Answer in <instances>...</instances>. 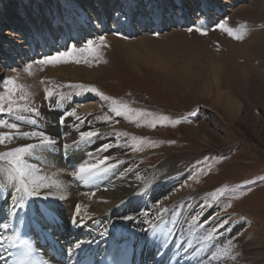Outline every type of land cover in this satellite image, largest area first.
I'll return each mask as SVG.
<instances>
[{"label": "rangeland", "instance_id": "374dc122", "mask_svg": "<svg viewBox=\"0 0 264 264\" xmlns=\"http://www.w3.org/2000/svg\"><path fill=\"white\" fill-rule=\"evenodd\" d=\"M121 1L124 0H104L103 7L99 6L98 0L79 1L82 8L91 11L94 16L92 21L97 27L102 26L103 20L105 27L92 34L86 33L84 29L77 30L76 37L70 36L65 42L62 41L61 35L57 34L54 42L48 45L45 35L30 33L18 35L21 32L18 31L14 19L20 20L23 26H26V30L29 27L26 18L28 14L32 15L38 32L44 34V30L40 27L42 23L32 12L33 0H10L9 4L5 0H0V11L4 16L6 15V18L0 16V23L5 25L0 27V92L4 91L2 81L10 75L9 73L20 75L24 72L23 68L31 64L32 74L27 75L28 81L36 82L39 91L47 89L52 93V96L47 98V102L55 100L56 105L67 102L75 112L80 110L78 106H81L80 103L83 101L91 102L90 104L98 103V106L84 113H89L88 115L98 123L108 124L107 128L112 133L121 134V138L114 134L115 139L131 141L132 144H128L127 148V151H130L129 156L133 151H135L133 157L150 155L152 157L150 168L161 161L153 152L162 153L169 148L176 157L198 155L196 160L181 164L184 172L180 177L182 183L178 187L184 189L179 191L178 195L198 194L195 203L200 204L197 206L201 208L218 206L213 216L222 215L223 219L234 227L244 224V232H248L245 234L248 242L246 248L254 252L257 264H264V0H215L218 10H209V15H204L196 5L192 4L194 13L189 15L188 21L182 19L183 13L178 6L169 10L170 18H162L164 14H161L163 15L161 17L156 15L155 11L148 12L145 5L148 0H134L140 6L144 5L147 22L143 21L146 22L144 27L141 17L134 18L130 29L124 23L126 15L119 7ZM186 1L192 2V0ZM38 2L45 16L48 13L54 17L52 8L55 5L60 8V4L55 0H38ZM20 4L23 5V11L18 7ZM43 4H46L48 11L42 9ZM91 4H94V7ZM96 9L100 13H97ZM103 9L106 11L104 12ZM9 13L12 15H7ZM47 21L48 27L53 29L52 27L56 25L53 23L54 18H47ZM62 21H65L64 18ZM203 23L205 24L202 25ZM221 23H224L226 28L232 29L243 24L246 26L247 34L243 40L232 39L227 32L218 27ZM196 29L206 34L202 35ZM127 30H131L130 35L127 34ZM8 33L12 35L7 36ZM99 36L104 37V46H100V41L97 39ZM26 37L29 38L27 41ZM112 39L133 43L129 46H132V50L135 49L133 51L140 57H143L146 51L158 52L162 62L172 60L175 66L185 59L196 58L199 63L192 70L197 77L194 75V79L191 78L188 82L192 86L191 90L199 89L202 82L210 79V60L217 59L216 61L224 66L226 75L220 81H225L226 86L220 87L217 91L229 93L231 107L223 109L219 104L212 102L214 90L207 95V99L200 96L190 98L193 91L182 90L179 93L172 87L164 92L156 90L153 85L155 78L151 76L149 67L140 65L138 68L129 69L127 66H121L119 47L112 42ZM88 40L96 42L98 58L85 52L76 56L82 61L81 63L69 62L56 65L35 63L45 56L64 51L69 46L82 47ZM229 41L236 44L237 48L230 46ZM164 47L167 50H164ZM18 49H21L22 57ZM85 60L88 62H84ZM238 69L244 71L246 75L244 89L241 87L239 91L237 86L235 87L238 80H232V76L240 74L236 73ZM88 73L91 76H88ZM20 79L19 82L26 81V77ZM53 85L56 86L55 89L52 88ZM67 85L85 87L71 88ZM170 85L172 86L171 83ZM88 87L95 88L117 101L119 105H127L131 111L122 110L121 115H116L111 110L114 105L87 91ZM75 105L77 107H73ZM138 112L152 113V116H137ZM192 112L196 115H189ZM30 115L26 117L33 119ZM159 116H167L169 121L181 120V122L173 126L165 121L163 124L156 123L153 127L150 122ZM105 117L107 120L104 119ZM0 118L12 119L7 115ZM143 120L145 124L130 129L131 125ZM12 122L19 123L20 127L25 125L28 129L32 126L24 122ZM144 130L148 134H144ZM0 131L10 130L0 129ZM156 131H160V134L153 133ZM136 141L143 142L136 143ZM140 148H143V151L137 153V149ZM224 189L227 191H223ZM231 197H235V200ZM240 197H248L247 203H242ZM191 203V200L181 203L182 209L187 205L191 206ZM197 206L195 208L200 210L201 214L203 209ZM210 219L209 216L206 221ZM193 235L196 242L204 246L205 241L201 238V234L193 231Z\"/></svg>", "mask_w": 264, "mask_h": 264}, {"label": "bare ground", "instance_id": "6f19581e", "mask_svg": "<svg viewBox=\"0 0 264 264\" xmlns=\"http://www.w3.org/2000/svg\"><path fill=\"white\" fill-rule=\"evenodd\" d=\"M5 1L9 4L10 0ZM57 1L60 8L57 5L52 8L53 17L47 12L46 16L43 15L41 4L38 0H33L32 12L33 15L38 16L39 21L42 23L40 27L44 30V34L40 33L41 31L38 32L32 15L28 14L26 18L29 27L26 30V26L24 27L20 20L14 19L15 25L19 28L18 31L21 32L18 35H29V33L32 35H45L49 45L54 42V37L57 34H60L62 41L65 42L70 36L76 37L77 30L84 29L86 33L92 34L105 27L104 20L101 21L102 26L97 27L92 21L94 16L91 11L82 8L79 1L85 0H55V2ZM87 1L92 2V0ZM216 3L215 0H192L191 3L186 0L174 2L148 0L145 5L149 13L155 11L158 16L164 14L163 17L161 16L162 18H170L169 10L178 6V9L183 13L182 19L188 21L189 15L194 13L195 5L204 15H209V10H218ZM98 4L103 7L104 0H98ZM91 5L94 7V4ZM18 7L23 11L22 4ZM119 7L126 15L124 23L129 29L133 26L134 18L141 17L143 24L147 22L144 5L140 6L134 0H124L121 1ZM42 9L48 11L46 4H43ZM105 9H103L104 12ZM96 12L99 11L96 9ZM135 13H138V15H135ZM0 16L6 18V15L4 16L1 11ZM47 18H54L53 23L56 25L52 27L53 29L46 24L48 22ZM63 18L65 21H62ZM206 24L208 25V23ZM2 25L4 24L0 23V27ZM144 27H146V24H144ZM127 31V34L130 35L131 30ZM8 35L12 34L8 33ZM27 39L29 38L26 37L25 40L27 41ZM112 42H115L119 47L121 66H127L129 69L130 67L138 68L140 65L149 67L151 76L155 78L153 85L156 90L164 92L172 87L179 93L182 90L186 92L193 91L190 98L200 96L203 99H207V95L213 92L211 90H214V101L212 102L219 104L223 109L231 107L232 102L229 93H219L217 91L220 87L226 86L224 85L226 84L225 81L220 82L221 78L226 76L225 68L219 61H216L217 59L210 60V79L208 78L202 82L199 89L192 88L191 90L190 87L192 86L188 82L191 78L194 79V75L197 77V74H194L192 70L199 63L196 58L185 59L175 66L171 62L172 60L166 63H164L165 61L162 62L158 52H142L144 56L140 57L139 54L133 51L135 49L132 50V46H129L133 43L130 44V42L120 39H112ZM29 43L33 44L32 42ZM229 45L237 48L236 44L230 43V41ZM165 49L166 47H164ZM18 51L22 57L21 49H18ZM12 73H9L10 75L7 78L14 77L17 83L21 80L20 78L26 77V81L19 82L28 93L26 103L30 108H34L40 113L39 116L32 115V118L37 120V127L31 126L28 129L27 126L21 125L20 130L31 132L38 129L57 140L56 145L48 146L46 149L37 148L35 150L36 156L29 162L38 169L37 175L59 182L61 188L42 189V193L48 192L51 194L49 199H29L23 207H17L14 204V197L10 195V192H15L14 188H0V223L8 222L11 228L15 213L20 209L23 210L32 223V234L40 248L39 251L43 254H46L45 247H43L45 243H57L64 250L67 251L68 249L71 254L74 253L80 256L95 247L101 248L107 245L110 240L120 237L121 240L125 241L124 243L134 244L138 251L140 264H257V257L254 252L246 248L248 242L245 239V234L248 232L246 230L244 232V224L234 227L227 222L223 228H219L218 226L225 220L220 214L213 216L218 206L216 208H201L197 206L200 203H197V205L195 203L198 200L196 198L198 194L178 195V192L184 189L181 186L178 187L182 183L180 177L184 172L182 171L184 167L182 168L181 164L196 160L198 155L190 154L176 157L175 153H172L169 148L162 153L153 152L161 161L150 168L149 163L152 158L150 155L133 157L132 155L135 154V151H133L134 153L131 152L132 155L129 156L130 151L128 152L127 148L128 144H132L131 141L115 139L113 135L117 133H112L107 128L108 124L98 123L88 115L89 113H84L98 106V103L90 104L91 102L86 103L83 101L80 103L81 106H78L81 111L75 112L76 115H69L74 109L72 106L69 107L67 102L58 103V106L55 104V100L47 102L45 91H39L36 82H29L28 74L23 72L20 75L16 73V75H13ZM236 73L240 74L232 76V80H238L234 84L239 91L244 86L246 75L240 69ZM88 76H91L90 73H88ZM52 88L55 89L56 86L53 85ZM20 103L25 102L21 101ZM24 115L28 116L29 114ZM61 118H64V123H60ZM142 124H145L144 120L139 121L136 125H131L130 129H135ZM90 131H94L98 135L90 140L80 141V134ZM143 133L148 134L145 130ZM153 133L160 134V131ZM121 137L120 135L119 138ZM74 141L78 142V146L73 143ZM37 142L31 139H15L11 143L0 145V152ZM206 143L208 144V142ZM65 144L69 145L68 149L63 147ZM105 144L110 145V147L106 151H101L100 149ZM141 151H143V148L138 149L137 153ZM105 157L108 158L106 163L102 164L100 169L93 175L79 180L74 178L73 172L81 163H96L97 160ZM2 163L0 162V164ZM217 174L218 172H216ZM212 179H209V181H212ZM0 184H3L2 180H0ZM146 184V191H142L145 190ZM60 195L66 198L63 200L58 199L57 197ZM231 198L235 200V197ZM240 198L242 203H247L248 197ZM190 200L192 201L191 206L187 205L182 209L181 203ZM243 200H246V202ZM77 204L81 205L79 217H75V206ZM195 206L203 209L201 214ZM37 208L44 211L45 218L42 219L37 214ZM158 216L159 219H157ZM209 216L211 219L206 221ZM125 217H132L133 219L129 220ZM73 218L78 219L80 223L74 225L72 223ZM203 222L205 223L203 224ZM10 228L7 231L0 229V236L11 235ZM193 231L201 234V238L205 241L204 246L196 242ZM210 232H213L212 239L205 240ZM229 240L232 241V247L226 254H222L221 250L226 248ZM77 244L80 245L78 248L76 247ZM247 247L249 246L247 245ZM9 253L10 247L8 251H5L4 247H0V264H6ZM49 264L62 263L50 261Z\"/></svg>", "mask_w": 264, "mask_h": 264}, {"label": "snow or ice", "instance_id": "6c2138e0", "mask_svg": "<svg viewBox=\"0 0 264 264\" xmlns=\"http://www.w3.org/2000/svg\"><path fill=\"white\" fill-rule=\"evenodd\" d=\"M218 27L227 32V34L235 40H243L246 33V26L239 25L237 28H226L224 23L218 25ZM192 29H189L191 31ZM196 31L201 32V34H206L202 32L200 29H196ZM100 41V46L103 45L104 37L99 36L97 38ZM87 52L89 55L98 58V50L96 42L93 40H88L82 47H77L76 45H72L67 47L64 51H58L54 55L45 56L42 59L35 61V63L40 65H56L60 63H81L80 59H77L76 56L79 53ZM84 62H88L85 60ZM32 65L29 64L24 68V72L28 75H31ZM43 83V82H42ZM4 92L0 93V117L5 115L11 117V120L0 118V129H8L10 131L4 132L0 131V145H6L11 143L15 139H31L38 141L37 143H28L25 145L17 146L11 148L8 151L0 152V180L3 181V184H0V188L9 187L14 188L15 192H10V195L14 197V204L17 207H23L29 199H42L47 200L50 198V193L43 192L42 189H49L55 187L57 189L61 188L59 182L55 180H51L50 178L43 177L37 175L38 169L34 167L32 163L29 161L36 156L37 148H47L48 146H53L57 144V140L51 137L49 134H46L44 131H21L19 123L12 122H24L30 124L32 126L37 125L36 119H28L26 117V113L39 116L40 113L34 109L30 108L26 101L28 100V93L25 90L23 85L17 83L16 78L9 77L5 78L2 81ZM67 87L71 88H84L83 85H67ZM87 91L93 92L98 95L102 100L110 101L114 107L111 109L116 115H121L123 111H131L127 105H119L117 101L112 100L110 97L104 95L103 93L98 92L95 88L88 87ZM19 93V95H17ZM46 96L45 98H50L52 93L45 90ZM24 101L25 103H20ZM69 115H76L75 110ZM147 115L152 116V113H143L138 112L137 116ZM189 115H196L195 112L190 113ZM107 120V117L104 118ZM168 121L173 126L179 124L181 120H171L167 116H159L156 117L150 123L153 127H155L156 123H161ZM60 123H64V118L60 119ZM98 133L94 131L90 132H82L80 134V141L90 140L92 137L97 136ZM120 133H117V136H120ZM135 140V138H133ZM143 141H136V143H142ZM74 144L78 146V142L74 141ZM154 146V144H153ZM65 149L69 148V145H63ZM110 145H103L100 149L101 151H106ZM138 150V149H137ZM107 157L97 160L96 163H81L79 167L73 172V176L75 179H85L91 175H93L97 170L100 169V166L107 161ZM139 179V177H138ZM147 189V184L145 185V190ZM223 191H227L224 189ZM58 199H65L66 197L60 195L57 197ZM207 206V205H206ZM231 205H229L230 207ZM47 207V206H46ZM37 214L41 216V218H45V213L43 210L37 208ZM81 212V205L77 204L75 206V217H79ZM160 217L158 216L157 219ZM125 219H133L132 217H125ZM72 223L74 225H78L80 221L76 218H73ZM227 224V221H223L218 227L223 228L224 225ZM10 228V223L4 222L0 223V229L7 231ZM215 231V230H214ZM213 237V232H210L205 240H211ZM15 246L20 250V255L23 257H29L32 254V246L27 240H20L17 235H2L0 236V247H4L5 251H8L9 247ZM80 245L77 244L78 248ZM232 247V241L229 240L225 249L221 250L222 254H226L228 250ZM71 255V252H69ZM215 258V256H214ZM16 264H23L22 261H17ZM32 264H47L46 261H33Z\"/></svg>", "mask_w": 264, "mask_h": 264}]
</instances>
